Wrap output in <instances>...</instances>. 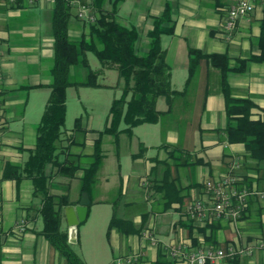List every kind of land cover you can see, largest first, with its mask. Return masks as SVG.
<instances>
[{
    "label": "crops",
    "instance_id": "1",
    "mask_svg": "<svg viewBox=\"0 0 264 264\" xmlns=\"http://www.w3.org/2000/svg\"><path fill=\"white\" fill-rule=\"evenodd\" d=\"M235 1L122 0L118 3L116 19L136 27L139 32L137 49L147 51L148 33L154 28V18L167 13L168 20L163 26L172 31L164 33L161 41L172 72L171 83L180 91L189 75V48L206 54H225L231 68L237 65L238 59L260 55L264 5L257 4L250 16L240 18L235 30L227 36L222 23L226 7ZM122 4L125 5L123 12ZM112 6L113 0H106L104 7L111 10ZM72 7L69 35L73 40H79L88 33L89 26L78 17L77 6ZM53 8L54 3L47 1L30 4L29 0L15 3L0 0V64L3 72L0 84V264H67L42 232L43 220L39 213L42 200L34 195L33 181L4 177L8 165L22 166L37 141L38 125L52 82ZM176 76L182 77L181 81L184 78L183 83ZM227 79L234 96L249 97L255 103L252 118L264 117V62L250 61L245 72L230 71ZM221 88V70L207 60H201L187 93L177 96L171 111L160 119L163 127L169 125L171 128H166V141L157 145L158 155L149 156L151 145L146 146V140L140 142L139 149L142 144L148 149L140 156H136L139 150L133 153L131 174L121 177L116 197H108L111 189L108 181L99 187L94 183L88 192L90 204L111 203L114 214L129 220L132 225L121 224L107 232L114 264H154L160 257L170 260L165 251L168 245L194 249L215 244L225 245L226 249L231 243L244 248L264 244V198L259 194L264 191V161L249 157L244 143H230L225 139L228 121ZM170 115L172 122L164 121ZM82 128L73 133L72 141L64 139L60 145L71 154L89 156L94 152L97 132L91 137L77 138L79 133L93 131ZM63 158L65 154L60 155V159ZM236 158L241 159L237 173L256 191L247 212L235 223L222 219L199 220L191 216L188 207L193 200L210 205L211 196L206 192L205 182L222 180ZM85 167L87 164L70 178L57 174L56 168L48 164L46 174L51 192L68 194L74 202L72 205H78L82 195L80 177ZM163 182L174 183L176 187L169 196L170 204L159 188ZM96 192L107 196L94 199L91 193ZM122 203L124 210L118 214ZM92 215L98 218L91 223ZM109 217L110 214H86L74 229L76 241L70 243L72 247L79 244L80 249L74 250L87 264H108L103 227L97 223L103 224ZM212 224L217 225L213 231ZM132 227L134 231L129 230ZM62 228L69 237L71 227L65 212ZM236 257L240 258V264H263L264 246L256 248L251 257L240 254ZM228 259L208 264H229Z\"/></svg>",
    "mask_w": 264,
    "mask_h": 264
},
{
    "label": "trees",
    "instance_id": "2",
    "mask_svg": "<svg viewBox=\"0 0 264 264\" xmlns=\"http://www.w3.org/2000/svg\"><path fill=\"white\" fill-rule=\"evenodd\" d=\"M86 1L82 0V2ZM120 1L122 0H113L112 9L109 10L104 7L106 0H91L96 13L95 21L84 20L89 26L88 33H84L79 40H73L69 35L73 8L71 0H55L52 15L54 35L52 82L49 98L38 125L37 141L22 166L8 165L4 172L5 178H15L18 181L22 178H30L33 181L34 195L42 200L39 209L43 220L42 232L51 245L64 257L67 264L87 263L74 250L68 240V232L62 228L64 208L74 202L70 200L68 194L51 192L46 166L52 164L57 174L73 178L82 166L80 159L88 157L90 162L83 169L80 177V190L90 192L105 157L102 148L104 136H117L121 131V122L126 124L123 130L129 135L133 133V128L137 125L159 122L163 115L171 111L174 99L187 93L201 60L205 59L221 70V89L225 98L228 121L224 129L225 139L230 143H244L249 157L264 161V117L252 118V110L256 108L255 103L249 97L234 96L227 79L230 71L245 72L250 61L264 62V19L261 22L262 32L259 40L260 55L249 59H238L237 65L233 68L229 67V59L225 54H206L199 49L189 48V75L183 90L179 91L172 87V72L166 60V49L161 41L164 33L172 31V28L163 26V22L168 20L167 13L154 18V28L148 33L150 38L148 50L141 54L137 49L139 32L136 27L124 25L116 19ZM88 51L94 52L99 58L101 63L99 70L94 71L89 68L86 56ZM78 64L89 70L87 79L84 81L71 80V69ZM113 68L118 70L119 77L123 81L122 94L111 104L106 127L96 131L94 152L89 156L71 154L60 145V142L64 139L72 141L73 133L82 131L83 128L81 119L77 118L72 133L63 136L67 113V88L70 85L99 87L101 85L98 82L99 74ZM160 97H165L168 104L165 111L157 108ZM262 111L264 113V109ZM147 149L142 144L136 156L142 155ZM61 154H65V158L60 159ZM242 183L251 188L246 178L242 179L240 186ZM171 185L163 182L161 187L159 186L163 198H168L167 204L172 202L169 196L176 188L174 183ZM251 197L252 195L248 196V205L242 215L247 212ZM121 224L127 226L130 222L114 214L108 231L114 227H121ZM216 227V224H212V231ZM129 230L134 231L135 229L132 227ZM129 230L127 231L130 232ZM209 245L215 247V244ZM228 263L240 264L241 262L240 258L236 257L228 259ZM154 264H175V262L172 259L167 260L160 257Z\"/></svg>",
    "mask_w": 264,
    "mask_h": 264
},
{
    "label": "rangeland",
    "instance_id": "3",
    "mask_svg": "<svg viewBox=\"0 0 264 264\" xmlns=\"http://www.w3.org/2000/svg\"><path fill=\"white\" fill-rule=\"evenodd\" d=\"M128 2L129 1H127L126 4H128ZM121 7V11L123 12L125 5L122 4ZM121 14L122 13H120V15ZM139 53L144 54L146 53V50L143 51L139 49ZM86 56L90 69L97 71L101 68L100 60L94 52L88 51ZM88 72L89 70L86 67L80 64L75 65L72 67L70 72L71 80L84 81L87 79ZM181 78H177V80L181 81ZM183 81L181 82L183 83ZM98 82L101 84L99 87L70 85L67 88V113L66 122L63 128V136L74 130L77 118L81 119V125L84 128L93 130L88 131L87 133L84 132V134L79 133L77 138L80 139H84L85 136L91 137L93 136L94 132L103 130L106 127L111 104L115 98L120 97L122 94L123 81L119 77L118 70L113 68L107 69L100 73L98 76ZM172 87L175 89L173 84ZM157 108L161 111L167 110L168 104L165 101V97H160L158 99ZM172 119L173 117L170 115L164 121L167 122L168 120V122L171 123ZM125 127L126 124L121 122V131L117 136L105 135L102 140V148L105 152V158L96 175L95 184L99 187L104 185V182L108 181L109 186L111 187V189L108 191L109 198H114L113 195H115V197L118 195L121 186V177L131 174L134 163V158L132 155L134 152L139 150L140 142L146 140V143L144 144H146V146L151 145V147L148 149V155L156 157L159 152L157 145H160L166 141V128H171L169 125L166 128L163 127V121L158 123H143L135 126L133 128V134L129 135L123 130ZM180 128L183 129V126ZM80 160L82 165L87 164L88 166L90 162L88 157H83ZM91 194L94 199H101L99 197L107 196V194H103L101 192ZM87 208V214H110V217L107 221H105L103 224L97 223V226L101 225L103 227V238L105 242L104 253L107 258L106 263L114 264L115 257L107 238L109 224L114 214L113 205L108 202H95L93 204H89ZM123 210L124 205L122 203L118 207V214L122 213ZM97 218L98 216L92 215L89 222L92 223ZM214 246L220 248L225 247V245ZM73 248L78 251L80 249L79 244H74ZM222 262L225 263L226 261L223 260Z\"/></svg>",
    "mask_w": 264,
    "mask_h": 264
},
{
    "label": "built area",
    "instance_id": "4",
    "mask_svg": "<svg viewBox=\"0 0 264 264\" xmlns=\"http://www.w3.org/2000/svg\"><path fill=\"white\" fill-rule=\"evenodd\" d=\"M9 3H15L17 0H5ZM47 1L55 3V0H29L30 4L36 2ZM72 5L78 8V17L88 22L95 21L96 13L91 0L82 2V0H71ZM264 5V0H236L235 3L226 7V15L224 17L222 28L224 33L229 36L236 28L237 22L242 17L250 16L256 9V5ZM3 80V72L0 64V84ZM2 110L1 90H0V116ZM1 128V119H0ZM241 167V159L236 158L231 164L229 173L220 181L207 180L205 189L211 196L209 206L201 200H193L188 209L191 216L203 220L222 219L230 222H237L242 212L247 208L248 196L256 193L255 190L249 188L246 184L240 182L242 177L237 173ZM260 197L264 198V191L259 192ZM263 243L256 246L240 247L233 243L224 249L213 247L210 245L187 249L180 245H168L165 247L167 256L172 259L175 264H208L219 259L234 258L236 255H245L251 257L255 249L263 247Z\"/></svg>",
    "mask_w": 264,
    "mask_h": 264
},
{
    "label": "water",
    "instance_id": "5",
    "mask_svg": "<svg viewBox=\"0 0 264 264\" xmlns=\"http://www.w3.org/2000/svg\"><path fill=\"white\" fill-rule=\"evenodd\" d=\"M90 202L91 200L88 192L84 191L82 192L81 199L78 205H68L64 208L67 223L71 227V231L68 237L69 242L76 241L74 229L82 220L85 219L88 209L87 207Z\"/></svg>",
    "mask_w": 264,
    "mask_h": 264
}]
</instances>
